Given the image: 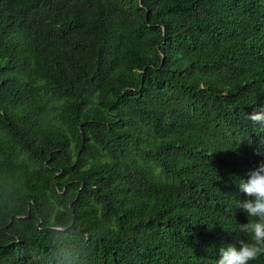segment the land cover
Wrapping results in <instances>:
<instances>
[{
	"label": "trees",
	"instance_id": "16d2710c",
	"mask_svg": "<svg viewBox=\"0 0 264 264\" xmlns=\"http://www.w3.org/2000/svg\"><path fill=\"white\" fill-rule=\"evenodd\" d=\"M261 107L264 0H0V264H215Z\"/></svg>",
	"mask_w": 264,
	"mask_h": 264
},
{
	"label": "clouds",
	"instance_id": "9594fccd",
	"mask_svg": "<svg viewBox=\"0 0 264 264\" xmlns=\"http://www.w3.org/2000/svg\"><path fill=\"white\" fill-rule=\"evenodd\" d=\"M248 119L264 129V107L254 109ZM256 154L261 156L257 167L237 184L246 198L238 200L236 207L246 214L247 222L238 224L239 239L219 248L215 264H250L264 255V153Z\"/></svg>",
	"mask_w": 264,
	"mask_h": 264
},
{
	"label": "water",
	"instance_id": "95a60500",
	"mask_svg": "<svg viewBox=\"0 0 264 264\" xmlns=\"http://www.w3.org/2000/svg\"><path fill=\"white\" fill-rule=\"evenodd\" d=\"M140 3H141V1H140ZM163 56V55H162Z\"/></svg>",
	"mask_w": 264,
	"mask_h": 264
}]
</instances>
